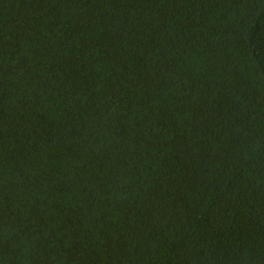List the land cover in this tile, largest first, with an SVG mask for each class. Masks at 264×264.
<instances>
[{
    "label": "trees",
    "instance_id": "trees-1",
    "mask_svg": "<svg viewBox=\"0 0 264 264\" xmlns=\"http://www.w3.org/2000/svg\"><path fill=\"white\" fill-rule=\"evenodd\" d=\"M0 264H264V0H0Z\"/></svg>",
    "mask_w": 264,
    "mask_h": 264
}]
</instances>
